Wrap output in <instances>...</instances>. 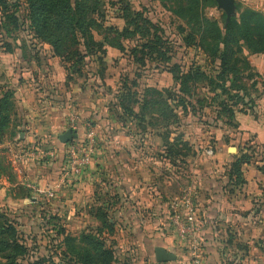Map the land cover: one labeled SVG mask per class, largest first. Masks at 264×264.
<instances>
[{
	"label": "rangeland",
	"instance_id": "1",
	"mask_svg": "<svg viewBox=\"0 0 264 264\" xmlns=\"http://www.w3.org/2000/svg\"><path fill=\"white\" fill-rule=\"evenodd\" d=\"M7 1L9 6L6 15L14 14L16 11L14 5H18L19 24L15 26L10 23L13 22L12 20H9L10 22L4 20L3 9L0 7V96L5 91H11L15 106L11 126L0 133V209L6 211L8 217L16 222L22 243L30 249L28 258L31 262L49 258V262L43 264H55L60 262L62 250V238L57 235L58 228L64 226L67 231L78 237L86 227V218L78 215L77 212L73 214V208L69 203L70 194L63 195L56 187H52L55 197L47 198L45 193L36 196L27 183L42 189L45 185L40 184L41 177H48V181L56 174V177H59L58 173L63 167L61 163L62 158L66 156L67 147H62L57 134L60 135L70 129L67 128L70 125V117L64 111L65 106L73 102L77 110H81L79 114L85 112L83 126L86 130L96 131L98 150H102L104 142L111 141V147L103 149L106 154L113 155L119 150L115 148L114 142L119 144L127 139L138 142L141 139V132L136 130L130 120L127 121L128 129L118 128L112 122L116 120L111 111L117 109L114 106L117 103L114 97L121 78L127 77L130 84L136 77H140L138 80L140 93L146 87L173 89L175 83L172 75L159 63L148 62L145 67H139L132 63L127 53H121L110 47L106 48L107 53L104 58L106 69L104 81L98 77V63L96 58L92 57L85 59L82 76L74 75L72 80L67 82V72L61 60L53 56L51 46L39 39L31 29L26 0ZM103 1L106 24L122 29L125 23L120 17L119 7L111 5V0ZM129 2L133 9L141 11L146 18L156 24L161 29L164 40L173 45L172 64L178 63L186 69L193 62L210 65L206 61L205 54L199 49L187 48L183 45L180 32L186 24L173 13L175 3L168 0H129ZM235 4L236 15L238 9L245 8L264 14V0H237ZM205 13L220 24L224 21L225 12L218 7L207 8ZM126 46L129 47L131 44L126 43ZM246 54L251 66L249 74L252 78L244 80L247 91L243 98L237 100L239 105L236 107V119L230 124L226 123L225 117L217 119L218 102L214 100L215 94H207L205 90H199L197 94L202 100V108L198 109L197 114L180 115L182 117L180 125L172 127L170 133L172 137L182 135V139L188 140L191 144L194 153L191 157V165L194 169L197 168L196 166L201 168V162L205 160V162L215 161L216 156L221 158L226 171L233 162L240 161L242 178L248 188L261 191V195L252 197L251 201L256 199L261 202L264 200V143L254 142L253 135H245V132L240 131L238 118L246 115L247 123L264 127V54L248 52ZM24 119L28 122L24 124H28L29 129L21 126ZM149 120L150 115L147 116V121ZM38 123L44 129L39 127L36 128L39 131L35 132L34 125ZM75 131L77 135V130ZM21 132L28 133L31 141H22ZM127 133H131L134 138L127 137ZM45 138H50V141L42 143ZM152 138L143 136V139H147V144H150ZM75 141L76 139L71 143ZM35 146L42 147L47 151L46 153L55 152L57 158L50 162L48 160L47 163L44 162L45 160L35 158L32 155ZM59 146L64 149L59 151ZM230 148H234V151L230 152ZM209 149L214 151V156H208ZM153 150L154 154L162 155L163 150L159 151L156 148ZM151 151L148 152L151 154ZM176 170L180 175L181 170ZM175 176L178 177V174ZM7 179L18 190L17 194H21L26 200L11 201V196L4 189L7 188ZM247 179L249 182L246 181ZM178 195L179 193L176 196ZM86 198L87 195L85 203ZM58 209L60 212L57 211ZM105 233L107 245H111L116 253L115 264L129 263V257L126 255L128 250L121 241L120 227L116 226L112 234L106 231Z\"/></svg>",
	"mask_w": 264,
	"mask_h": 264
},
{
	"label": "trees",
	"instance_id": "2",
	"mask_svg": "<svg viewBox=\"0 0 264 264\" xmlns=\"http://www.w3.org/2000/svg\"><path fill=\"white\" fill-rule=\"evenodd\" d=\"M111 1V5L119 7L125 23L122 29L106 24L103 0H26L30 27L39 39L51 46L53 56L61 60L67 82L74 75L82 76L85 59L92 57L98 63V77L104 81L106 48H115L127 53L132 63L139 67H145L148 62L159 63L175 83L173 89L146 87L140 93V77L130 84L127 77L121 78L114 97L117 109L110 111L122 127L126 128L130 120L140 135L156 132L168 141L170 129L180 125L182 115L197 114L202 108L199 90L215 94L217 119L225 117L229 124L236 119L237 100L247 91L244 80L252 78L246 52L264 54V14L249 8L238 9L230 21L224 14L220 24L205 13L207 8L217 7L216 0H168L176 4L172 11L186 24L187 29L184 27L180 32L183 45L199 49L210 64L193 62L186 69L178 63L172 64L174 47L164 40L156 24L133 9L129 0ZM8 6L7 0H0L3 19L12 20L9 22L17 26L18 5H14L16 11L12 15H6ZM126 43L131 46L127 47ZM14 110L13 93L3 92L0 133L11 126ZM172 139L174 144L168 147L167 154L178 157L180 148L187 147V143L183 142L182 135ZM226 173L233 185L245 184L240 161L233 162ZM96 218L100 226L88 227L78 237L64 226L58 228L62 250L60 262L55 264H115L116 253L107 245L105 231L112 234L116 222L108 208H98ZM29 254L30 249L22 243L16 222L0 209V264L49 262V258L31 262Z\"/></svg>",
	"mask_w": 264,
	"mask_h": 264
},
{
	"label": "crops",
	"instance_id": "3",
	"mask_svg": "<svg viewBox=\"0 0 264 264\" xmlns=\"http://www.w3.org/2000/svg\"><path fill=\"white\" fill-rule=\"evenodd\" d=\"M76 107L70 102L64 111L70 120L76 119L74 129L77 130L78 139L86 131L83 126L86 115L85 112L79 114L81 110ZM243 116L238 118L239 130L245 132V135H253L254 142L263 144L264 127L247 123L246 115ZM26 119L29 121L27 116ZM27 121L24 119L21 126L29 129L28 124H24ZM112 122L116 127L122 128L115 120ZM34 126L35 132L39 131L36 128H43L40 123ZM71 127V124L67 126ZM20 134L22 141H31L28 133ZM57 135L59 139L61 134ZM126 136L134 138L131 133ZM140 136L138 142L132 139L123 140L119 144L114 142L115 148L119 150L113 155L106 154L103 149H109L111 141L104 142L102 150L97 148L93 165L78 179L70 180L71 182L62 178L66 163L64 156L59 177H56L57 174L52 176L53 181H48V177H41L39 182L45 186L39 190L46 191L56 187L63 195L70 194L69 203L73 214L77 212L86 218L87 224L83 230L100 226L96 212L98 208H108L116 226L120 227L121 241L128 250L127 264H163L155 259V249L158 247L177 256L175 261L165 264H264V200L251 201L252 197L261 195V191L248 188L247 183L233 185L219 156L213 162L199 160L202 167L196 166L194 169L191 165L194 153L188 140L183 139L187 147L180 148L179 156L173 157L167 154L168 147L174 144L172 136L168 141H164L156 132ZM143 136L153 137L150 144H147L148 141ZM48 141L50 138H45L42 143ZM71 144H62V147H67V150ZM153 148L163 150L162 155L154 154ZM58 149L61 151L64 148L59 146ZM56 158L57 155L44 162L54 161ZM176 169L181 170L180 175ZM6 181L7 188L4 189L11 196V201L26 200L21 194H17L18 190L11 181ZM246 181L249 182V179ZM28 185L33 186L27 183ZM186 188L195 192L198 219L203 222V229L196 240L200 262L193 260L192 242L180 244L170 220L169 204ZM33 194L39 196L34 191ZM62 205L63 209L64 202ZM57 211L60 212L59 209Z\"/></svg>",
	"mask_w": 264,
	"mask_h": 264
},
{
	"label": "built area",
	"instance_id": "4",
	"mask_svg": "<svg viewBox=\"0 0 264 264\" xmlns=\"http://www.w3.org/2000/svg\"><path fill=\"white\" fill-rule=\"evenodd\" d=\"M71 128L74 130L76 125V119L70 120ZM96 131L88 129L85 131L81 138L76 139L74 143L70 145L66 153V163L63 167L62 178L63 180H75L94 163L97 155L96 146ZM42 149L40 146H35L32 150V155L40 160L54 159L56 157L55 152H48ZM208 156H214V151L209 149ZM37 194L45 193L47 198L55 197L54 192L49 189L42 191L34 186L28 185ZM170 220L174 232L177 235L181 245L185 243H193L192 257L193 260L200 262L199 257V245L196 244L198 234L203 229V222L198 219V210L195 200V192L186 188L181 195L170 202L169 204Z\"/></svg>",
	"mask_w": 264,
	"mask_h": 264
},
{
	"label": "water",
	"instance_id": "5",
	"mask_svg": "<svg viewBox=\"0 0 264 264\" xmlns=\"http://www.w3.org/2000/svg\"><path fill=\"white\" fill-rule=\"evenodd\" d=\"M219 10L225 12L227 21H230L232 17L236 16V4L235 0H216ZM77 138V135L72 129H68L59 136V141L62 144H68L73 142ZM230 152L234 151V148L229 149ZM155 259L158 263H169L175 261L177 256L168 252L166 249L158 247L155 249Z\"/></svg>",
	"mask_w": 264,
	"mask_h": 264
}]
</instances>
